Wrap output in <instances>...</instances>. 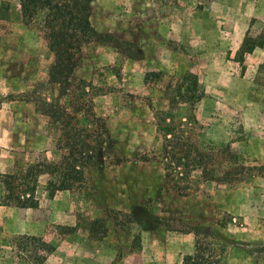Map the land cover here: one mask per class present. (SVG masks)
<instances>
[{
  "label": "rangeland",
  "instance_id": "obj_1",
  "mask_svg": "<svg viewBox=\"0 0 264 264\" xmlns=\"http://www.w3.org/2000/svg\"><path fill=\"white\" fill-rule=\"evenodd\" d=\"M57 18L0 0V173L74 147L84 171L73 188L40 174L35 207L4 202L0 182V264H118L138 248L153 264H264V0H92L106 36L53 79ZM191 109L209 172L180 191L156 114Z\"/></svg>",
  "mask_w": 264,
  "mask_h": 264
},
{
  "label": "trees",
  "instance_id": "obj_2",
  "mask_svg": "<svg viewBox=\"0 0 264 264\" xmlns=\"http://www.w3.org/2000/svg\"><path fill=\"white\" fill-rule=\"evenodd\" d=\"M30 2L39 3L41 8H53L58 14L56 20L59 26L54 31L50 42V48L56 55L55 65L51 71L53 79L62 75L68 76L74 70L75 51L80 52L84 42L103 39L106 36L91 22L92 0H30ZM253 48L254 46L249 45L246 50L251 51ZM189 77L195 84L197 83V78L193 73H189ZM189 91H182L179 88L178 95L184 101L191 103L193 107L202 95L193 91L195 95L192 98L191 95L187 97ZM191 110V113L181 117H175L168 111L161 110L156 114V129L162 139L160 153L165 171V183L173 185L180 191L186 190L189 185H181L179 179L189 178L194 169L201 168L204 174L209 172L208 165H205L208 164V154L196 147L188 135V129L198 123L194 110ZM74 148L63 154L58 161L40 160L13 173H0V182L5 188L4 202L20 207L37 206L36 190L38 177L42 173L58 175L59 188L75 187L74 182L84 169L81 168L82 157ZM212 178L218 180L217 177Z\"/></svg>",
  "mask_w": 264,
  "mask_h": 264
},
{
  "label": "crops",
  "instance_id": "obj_3",
  "mask_svg": "<svg viewBox=\"0 0 264 264\" xmlns=\"http://www.w3.org/2000/svg\"><path fill=\"white\" fill-rule=\"evenodd\" d=\"M134 254L135 256L132 258L130 256L123 257L118 264H153L156 262L155 259L146 258L144 250L141 248H138Z\"/></svg>",
  "mask_w": 264,
  "mask_h": 264
}]
</instances>
